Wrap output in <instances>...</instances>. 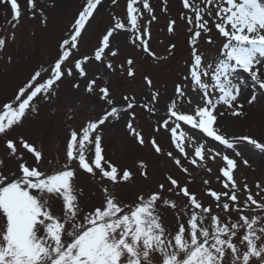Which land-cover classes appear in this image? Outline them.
I'll list each match as a JSON object with an SVG mask.
<instances>
[{"label":"snow or ice","instance_id":"obj_1","mask_svg":"<svg viewBox=\"0 0 264 264\" xmlns=\"http://www.w3.org/2000/svg\"><path fill=\"white\" fill-rule=\"evenodd\" d=\"M0 2L10 6L15 28L22 17L20 3ZM116 2L112 0L113 4ZM100 4L101 0H86L66 37L58 44L56 57L47 67L42 65L33 70L14 97L0 104V136L5 138L9 157L18 160L16 171L5 174L0 167V264H225L226 261L227 264H253V261L264 264V202L254 198L246 183L243 192L247 196L241 201L242 190L234 179L237 160L227 152L208 147V138L227 149H234L237 141H247L264 152V142L248 135L229 138L218 124V117L224 114L218 111L219 107L226 106L234 116L241 114L243 105L237 101L248 78L240 79L243 73H248L255 85L264 90V0H181L186 11L182 10L178 19L186 26L190 53L185 62L186 72L165 101L163 115H158L156 107L160 103L159 90L151 91L146 102L125 95L121 108L107 86L98 84L95 76L88 78V63L93 59L104 63L107 55L118 54L111 38L121 31L128 33L132 47L156 57L150 49V24L158 18L150 0H127L125 17H113L94 51L77 56L82 33ZM27 8L33 18L42 14L37 0H27ZM162 10L167 12L166 7ZM141 19L146 23L141 24ZM177 26V19H170L167 31L174 33ZM213 27L222 43L209 58L200 51L198 42L206 36L207 43H214ZM14 36L13 33L11 38ZM7 42L8 38L0 37V50ZM174 49L175 45L170 44L166 51L171 54ZM126 64L127 75L134 76L133 59L128 58ZM106 67L113 69V64L109 61ZM74 76L86 79L85 91L98 95L107 107L81 126L71 128L63 162L49 160L45 169L42 148L22 135L8 136L23 124L30 112L38 111V100H50L56 95L58 83ZM144 79L151 88L152 80L147 76ZM73 87L78 89L80 84L74 83ZM256 100V91L250 90L247 103ZM137 106L157 115L156 127L147 141L134 126ZM122 112L129 113L125 129L130 136L141 146L150 144L156 153L171 158L184 172L188 169L183 167L182 158L193 165L206 158H220L223 167L219 173L226 191L207 188L206 194L213 199L214 207L205 206L187 184L181 186L171 175L165 177L169 182L167 192L187 198L182 208L164 195L163 183L146 195L138 194L131 203L120 200L109 185L128 182L134 174L105 158L102 128L111 120L119 121ZM186 128L199 130L202 135L200 142L191 144V152L188 149L193 137ZM162 133L168 134L169 143L178 155L164 152L156 139ZM25 151L31 154L33 163L24 158ZM3 163L0 159V166ZM243 163L248 165L247 160ZM81 170L101 181V200L88 210L81 206L83 189L76 184ZM137 170L147 178L143 161ZM256 186L260 187L259 182ZM53 200L61 202L59 214L53 211ZM161 207L176 212L174 229L164 225ZM233 210L238 213L235 222L229 215ZM245 210H258L260 214L247 215Z\"/></svg>","mask_w":264,"mask_h":264},{"label":"rangeland","instance_id":"obj_2","mask_svg":"<svg viewBox=\"0 0 264 264\" xmlns=\"http://www.w3.org/2000/svg\"><path fill=\"white\" fill-rule=\"evenodd\" d=\"M18 2L21 5L22 17L16 22L15 28L12 27L14 21L10 6L0 2V37L8 38L6 47L0 50V104L14 97L18 88L26 82L33 70L42 65L47 67L49 62L56 57L58 44L62 38L66 37L86 0H37V8L42 9V14H38L35 18L27 8V0H18ZM150 4L158 18L150 24V49L156 53V57H151L139 48L132 47L128 40V33L121 31L120 34L111 38L113 48L118 49V54L115 57L107 55L104 63L93 59L86 65V69L88 78L95 76L98 78V84L107 86L121 108L124 107L122 97L125 95L135 96L137 101L146 102L150 99L151 91L159 90L161 92L160 103L156 107L159 108L158 115H163L165 101L172 96L175 84L181 81L182 75L186 72L185 62L189 59L190 48L186 26L178 19L179 13L183 10L181 0H167V3L164 0H150ZM126 5L127 0H117L115 4L112 0H101L98 10L90 18L82 33L77 56L91 54L94 51L101 34L110 26L113 17L121 19L125 17ZM165 7L167 12L162 10ZM170 19H177L178 22L174 33L167 31V23ZM42 20H46V23H42ZM140 23L144 24L146 21L141 19ZM13 33L15 34L14 39L11 38ZM211 36L214 41L212 44L207 43L206 36L198 42L200 51L206 53L209 58L217 53L222 43L214 27ZM170 44L175 45L171 54L166 51ZM128 58L134 61V76L132 77H129L126 71L129 67L126 64ZM109 61L113 64V69H107L106 64ZM237 71L242 72L239 69ZM145 76L152 80L151 88L146 84ZM245 77L248 78L244 82L245 86L242 87H245L247 91L246 97L241 101L238 98L237 104L243 105L242 109L246 106L253 109L258 107L264 109V90H260L255 85L248 73H243L240 79ZM74 83H79L80 87L74 88ZM86 83V79L76 76L64 78L56 86V95L50 100H38L36 102L38 111L30 112L23 124L9 133L8 138L22 135L38 148H42L45 169L48 168L49 160L54 162L59 160L62 163L68 131L101 114V109L107 107L99 100L98 95L85 91ZM250 90H255L257 95V100L251 104L247 103ZM134 111L136 114L134 126L142 131L147 141L156 127L157 115L149 114L140 106H137ZM218 111L228 118L239 116L232 115L226 106L219 107ZM128 118L129 113L122 112V118L119 121L111 120L102 128L105 158L118 165L119 168H127L134 174L128 182L115 186L109 185L114 188L120 200L131 203L138 194L146 195L150 190L156 189L157 185L163 183L165 185L164 195L170 201H175L178 208H182L187 203V198L167 192L169 182L165 177L171 175L178 180L181 186L187 184L189 191L195 193L197 199L205 206L213 205L214 207L213 199L206 194L207 188L210 187L217 192L226 191L222 186L224 178L219 173V169L223 167L220 158L216 160L206 158L197 165L182 158L183 167L188 169L184 172L171 158L156 153L150 144L146 143L145 146H141L130 136L125 129V121ZM255 129L251 127L227 131L222 128L221 132L229 138L248 135L264 142V132L259 133ZM185 131L193 137L188 149L191 152V144L200 142L202 135L196 129L186 128ZM156 139L165 153L173 151L174 155H178L174 146L169 143L168 134L157 135ZM4 140L5 138L0 136V159L4 161L0 167L7 174L8 171H16L18 160L9 157ZM208 147L216 151L227 152L230 157L237 160L238 167L234 171V179L242 190L241 201L247 196V192H243L246 183L254 198L264 202V152L255 149L247 141H237L234 149H227L218 141L208 138ZM24 158L30 164L33 163L31 154L26 151ZM244 160L248 161V165L243 163ZM141 161L146 165L147 178L137 170ZM209 168L211 172L208 171ZM205 180L209 182L208 185L203 183ZM257 182L260 187L256 186ZM76 184L83 189L80 203L85 210L99 204L101 181L98 178L81 170L77 174ZM52 203L53 211L59 214L61 202L53 200ZM160 211L164 225L169 229H174L177 223L176 212L164 207H161ZM245 214L260 213L258 210L255 212L245 210ZM229 215L234 222L238 219V213L235 210ZM253 264L256 262L253 261Z\"/></svg>","mask_w":264,"mask_h":264},{"label":"bare ground","instance_id":"obj_3","mask_svg":"<svg viewBox=\"0 0 264 264\" xmlns=\"http://www.w3.org/2000/svg\"><path fill=\"white\" fill-rule=\"evenodd\" d=\"M242 86H245L244 83ZM243 88V92L241 96L239 97V100L241 101L246 97L247 91ZM244 110V111H243ZM241 113L238 117H224L219 116L218 117V124L220 125V128L225 130H234L237 131L240 128H256L259 133L264 132V109L261 107H258L256 109L249 108L246 106V108L241 110Z\"/></svg>","mask_w":264,"mask_h":264}]
</instances>
